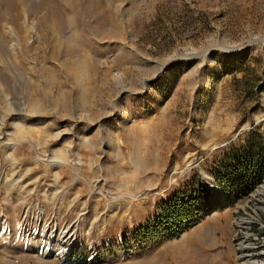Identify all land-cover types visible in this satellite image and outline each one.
<instances>
[{
  "label": "rangeland",
  "instance_id": "obj_1",
  "mask_svg": "<svg viewBox=\"0 0 264 264\" xmlns=\"http://www.w3.org/2000/svg\"><path fill=\"white\" fill-rule=\"evenodd\" d=\"M241 217L259 259L264 0H0V264H240Z\"/></svg>",
  "mask_w": 264,
  "mask_h": 264
},
{
  "label": "bare ground",
  "instance_id": "obj_2",
  "mask_svg": "<svg viewBox=\"0 0 264 264\" xmlns=\"http://www.w3.org/2000/svg\"><path fill=\"white\" fill-rule=\"evenodd\" d=\"M58 164L60 163L54 162V165H58ZM251 221L252 219H249V218H245V217L239 218L237 222L238 231L239 230L246 231V227L251 223ZM68 230L62 232L63 237H66L67 239L71 235L70 231ZM238 244L239 245L236 246L235 250H236L237 260L240 264H264V254L259 259L255 258L254 252L251 249L252 245H251L250 237L248 236V233H245L243 235L242 241L238 242Z\"/></svg>",
  "mask_w": 264,
  "mask_h": 264
},
{
  "label": "trees",
  "instance_id": "obj_3",
  "mask_svg": "<svg viewBox=\"0 0 264 264\" xmlns=\"http://www.w3.org/2000/svg\"><path fill=\"white\" fill-rule=\"evenodd\" d=\"M191 204H185L184 202H180L179 199H175L171 201L167 206H165L164 210V220L163 222L166 225H170L174 227L180 221H183L184 218L188 217L191 214L192 207ZM165 225V224H164ZM154 228H148L145 232L149 233Z\"/></svg>",
  "mask_w": 264,
  "mask_h": 264
},
{
  "label": "built area",
  "instance_id": "obj_4",
  "mask_svg": "<svg viewBox=\"0 0 264 264\" xmlns=\"http://www.w3.org/2000/svg\"><path fill=\"white\" fill-rule=\"evenodd\" d=\"M250 225H252L251 223L246 227V231H242V230H239L238 231V233L240 232V233H242V236H241V238H240V241H242V239H243V235L245 234V233H248V236L250 237V235L253 233V232H249V229L251 228L250 227ZM258 235V234H257ZM239 241V242H240ZM250 242H251V245H252V247H251V249L253 250V252L255 253V251H256V246L254 245V242H252V240H251V238H250ZM238 243V242H237ZM256 254V253H255ZM260 254V253H259ZM263 254H264V252H263ZM257 256H259V255H257Z\"/></svg>",
  "mask_w": 264,
  "mask_h": 264
}]
</instances>
